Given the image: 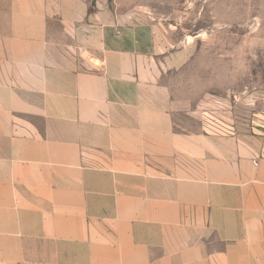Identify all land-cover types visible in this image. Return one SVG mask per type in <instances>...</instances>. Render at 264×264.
<instances>
[{"label":"crops","instance_id":"0c3cea01","mask_svg":"<svg viewBox=\"0 0 264 264\" xmlns=\"http://www.w3.org/2000/svg\"><path fill=\"white\" fill-rule=\"evenodd\" d=\"M100 2L0 0V264H264V140L177 130Z\"/></svg>","mask_w":264,"mask_h":264},{"label":"rangeland","instance_id":"374dc122","mask_svg":"<svg viewBox=\"0 0 264 264\" xmlns=\"http://www.w3.org/2000/svg\"><path fill=\"white\" fill-rule=\"evenodd\" d=\"M100 1L121 23L151 22L148 93L177 130L264 140V0Z\"/></svg>","mask_w":264,"mask_h":264}]
</instances>
